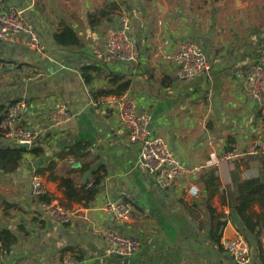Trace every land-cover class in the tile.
Here are the masks:
<instances>
[{"label": "crops", "instance_id": "obj_1", "mask_svg": "<svg viewBox=\"0 0 264 264\" xmlns=\"http://www.w3.org/2000/svg\"><path fill=\"white\" fill-rule=\"evenodd\" d=\"M12 7L23 11L47 56L28 47L27 34L0 43V105L27 101L30 115L23 125L39 134L16 173L0 172V228L18 237L7 255L0 240V264H64L68 257L76 264H236L223 243L238 234L249 240L252 264H264V235L259 248L224 202L234 172L264 180V153L247 155L264 132L261 107L246 83L251 64L264 67V0H0V10ZM121 12L131 20L138 62L97 60L104 34ZM190 40L201 46L212 69L208 76L185 80L172 58ZM87 66L96 68L88 72L89 83ZM109 72L130 80L124 96L139 112L152 114L154 134L183 162L205 165L213 152L237 148V160L209 167L216 168L220 184L211 200L213 217L199 205L192 208L193 219L181 203L201 200L197 176L157 188L113 110L90 105L88 92L106 88ZM56 104L66 105L72 118L53 125ZM3 143L12 142L2 138ZM40 170L53 202L86 211L65 225L47 218L30 186ZM97 177L99 193L91 204L66 197L63 179L80 186ZM191 186L199 189L194 198L188 195ZM108 200L126 203L130 222L120 227L103 217L98 209ZM250 214L257 221L262 210L254 205ZM218 219L226 221L220 244L211 237ZM99 225L140 237V249L132 257L107 255L106 244L92 234Z\"/></svg>", "mask_w": 264, "mask_h": 264}, {"label": "built area", "instance_id": "obj_2", "mask_svg": "<svg viewBox=\"0 0 264 264\" xmlns=\"http://www.w3.org/2000/svg\"><path fill=\"white\" fill-rule=\"evenodd\" d=\"M132 23L125 12L118 16L117 23L107 29L103 36V51L95 52L97 60L106 57L114 59L122 64L138 62V50L132 36ZM27 34L28 47L41 58L47 56L46 46L39 36L31 29L24 18V13L18 8L0 10V40H11L15 35ZM172 60L178 67V75L185 80L208 76L211 65L201 46L193 40L185 41L180 46ZM246 83L250 85L253 99L262 110V129L264 132V67L256 62L251 64L246 72ZM90 105L99 106L107 104L117 115L120 125L127 131L132 144L140 148L141 167L154 180L157 188L166 190L184 176H198L206 167L216 166L225 162H234L240 156L237 148L219 155L216 151L211 154V160L205 165H190L183 162L170 148L167 141L154 134L153 116L148 112H139L135 102L124 95L97 97L91 91L88 92ZM28 102L19 100L5 107L4 118L1 123L2 138L18 145H29L31 149L38 140L39 134L33 129L23 125V119L30 115ZM53 125L66 122L72 118L71 110L64 104H56L51 112ZM23 121V122H22ZM264 153V138L258 140L247 152V155ZM89 182L87 186H91ZM31 192L39 197L47 194V188L39 175L31 179ZM199 189L191 186L188 195L194 198ZM43 213L47 218L56 220L60 224H69L74 217L86 210L75 208L73 205H63L58 202L41 203ZM98 212L103 217H110L118 226H124L130 222L131 208L123 202L114 200L104 201L99 206ZM92 234L103 240L106 244L107 255L114 257H132L141 247V238L123 233L118 229H108L103 226H93ZM224 250L229 258L236 264H252L251 248L242 235H236L224 241ZM64 264H76L71 257L64 259Z\"/></svg>", "mask_w": 264, "mask_h": 264}, {"label": "trees", "instance_id": "obj_3", "mask_svg": "<svg viewBox=\"0 0 264 264\" xmlns=\"http://www.w3.org/2000/svg\"><path fill=\"white\" fill-rule=\"evenodd\" d=\"M96 69L92 66L83 68V72L86 78V82H90L92 77L88 75V72ZM109 83L106 88L96 90L92 92L97 97H109V96H121L129 89L130 80L125 79V76L109 72ZM5 114V107L0 105V126ZM0 139H2L1 128H0ZM232 150V148L230 149ZM229 150V151H230ZM35 154L37 151L34 149ZM30 152L29 149L22 147L16 143L0 144V172L3 174H14L20 168L23 157L26 153ZM261 172L264 174V157L262 158ZM43 170L37 172V175H42ZM238 172H234L233 175V186L226 189L224 195V202L229 207L232 213H237L244 223L245 228L253 234L257 239L258 247L261 248V238L264 235V224L261 225V221L264 223V180L261 177L241 179L238 177ZM198 182L201 185L200 193L201 200H193L191 206H187L185 202H181L184 206L185 212L188 213L192 218H195L192 212L193 207L202 205L213 217L215 214L214 209L211 206V200L220 190V184L218 182V175L216 168H207L197 176ZM101 178L97 177L94 179L91 186L86 184L77 186L71 179L66 178L62 180V186L65 188L66 197L70 201L85 202L86 205L94 202L95 197L99 193ZM40 203H50L53 199L45 194L37 197ZM9 205V204H8ZM258 205L262 210V215L257 221H254L253 215L250 214L252 206ZM8 208H10L8 206ZM214 219H217L216 217ZM226 226V221H212L211 237L217 244H220L223 230ZM246 241L249 243L247 237L244 236ZM0 240L4 241V254H9L12 247L17 244L18 237L11 228H0ZM250 245V243H249ZM251 247V246H250Z\"/></svg>", "mask_w": 264, "mask_h": 264}, {"label": "water", "instance_id": "obj_4", "mask_svg": "<svg viewBox=\"0 0 264 264\" xmlns=\"http://www.w3.org/2000/svg\"><path fill=\"white\" fill-rule=\"evenodd\" d=\"M0 43H1V40H0ZM22 147H24V148H27V149H29V148H30V146H29V145H22Z\"/></svg>", "mask_w": 264, "mask_h": 264}]
</instances>
